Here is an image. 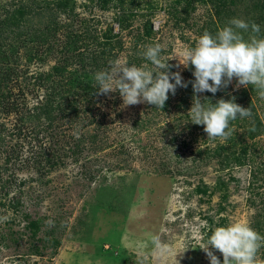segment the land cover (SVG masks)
<instances>
[{"label":"rangeland","instance_id":"obj_1","mask_svg":"<svg viewBox=\"0 0 264 264\" xmlns=\"http://www.w3.org/2000/svg\"><path fill=\"white\" fill-rule=\"evenodd\" d=\"M56 1L0 0L1 20L6 10L18 21L34 18L22 24L30 28L34 22L25 36L30 52L26 55L24 47L15 51L13 60L21 73L18 82L9 84L17 82L16 97L28 109L44 98L45 91L37 84L41 73L48 85L64 81L46 74L67 52L66 25L58 28L61 44L53 53L40 50L35 40L36 28L70 14L69 10L52 14L48 7ZM76 1L75 13L90 18L92 28H113L120 34L123 48L112 52H118L117 58L108 66L126 62L152 69L143 52L159 43L169 70L180 72L186 82L195 79L194 67L179 64L180 53L194 48L205 31L215 36L233 18L249 23L256 15L261 29L257 35L264 38V0H225L227 6L221 9L214 0H124L123 9L115 6L120 0H110L105 10L97 0ZM20 8L23 15H18ZM123 10L131 17L125 29L119 19ZM247 33L245 39L251 34ZM0 60L7 61L8 56ZM69 62L66 78L90 69H83L76 58ZM236 84L233 78L215 95L207 91L196 95L205 105L235 97L264 123V98L254 86ZM193 96L188 83L187 88L177 87L175 95L169 93L162 109L148 103L124 106L118 91L96 95L90 105L80 100L81 111L69 129L67 121L56 130V142L45 129L44 117L20 120V115L0 109V264H175V255L185 248L177 257L179 264H210L199 247L216 227L247 222L264 236V131L251 137L250 129L243 127L249 122L241 121L230 126L233 134L226 141L208 139L204 126L190 121ZM253 115L246 120H253ZM29 124L35 131L24 128L18 137V128ZM51 147L64 162L44 163L39 171L35 157ZM227 151L236 158L246 156L248 164L231 163ZM6 157L12 158L8 164ZM226 163L233 166L224 168ZM220 179L226 188L218 187ZM156 236L173 251L167 260L156 254ZM213 251L222 264V254ZM257 264H264V247L257 253Z\"/></svg>","mask_w":264,"mask_h":264},{"label":"clouds","instance_id":"obj_2","mask_svg":"<svg viewBox=\"0 0 264 264\" xmlns=\"http://www.w3.org/2000/svg\"><path fill=\"white\" fill-rule=\"evenodd\" d=\"M250 31L248 39L243 33ZM260 26L255 22L248 23L243 19L233 18L230 26L219 30L213 36L205 31L197 40L194 48L180 53L179 64L185 68L194 67L195 79L190 82L183 80L180 72L170 71V65L164 61L162 46L157 43L148 46L143 57L154 66L152 69L145 64L137 67L117 62L110 70H101L95 74L96 95H108L118 91L124 106L140 103L163 108L169 93L175 95L177 87L193 88V104L189 110L190 121L203 125L208 139L219 138L226 141L232 134L230 122L251 116V108H245L230 100L219 99L216 104L205 105L196 95L205 91L213 95L237 80L236 87L254 86L261 98H264V38L258 37ZM201 239V237H197ZM156 254L167 260L173 256L172 249L161 242L158 236L153 237ZM264 247V236L254 230L247 222H229L218 226L203 243L201 248L210 260V264H221L214 250L223 256L222 264H257V253ZM175 255V264H179Z\"/></svg>","mask_w":264,"mask_h":264},{"label":"trees","instance_id":"obj_3","mask_svg":"<svg viewBox=\"0 0 264 264\" xmlns=\"http://www.w3.org/2000/svg\"><path fill=\"white\" fill-rule=\"evenodd\" d=\"M91 1L93 2L94 0ZM109 2L110 0H97L96 4L97 6L105 10L108 8ZM213 2H216L218 9L227 6L225 0L222 1L214 0ZM231 2L233 3L235 2V0H231ZM76 3H77L76 0H58L54 2L53 6H50V8L48 7V9L54 10L52 14H55L57 11L60 10H64V11L69 10L70 14L66 15L65 18H63L62 20L55 21L54 24L46 22L43 27L40 26L43 29H39V27L36 29L34 28L35 32L37 31L39 32V35L36 36L35 39L38 41L40 45L39 49L40 50L43 49V52H45L46 54L55 52L58 49L57 47L59 46V44H61V41H59V36H57V31L59 30L58 28L63 26V24L66 25L65 33H67L68 36H67V47H65V50L67 52L64 56H62L60 65L54 66L53 69L48 74H46V76L49 75L50 76L55 75L56 77L62 76L64 78V81L63 82L54 81V84L48 85L46 84L47 82L44 78L45 75L41 73L43 77L41 76L37 78L38 79L37 84L39 85L40 89H43L45 91L44 98H40L39 101L36 102V104H34L33 108L30 109H28V107L25 106V104H21V102L18 99L19 96L16 97L17 94L14 90L15 87L18 86L17 78L21 73V69L18 68L17 66L18 64L15 60H13V58L14 59L16 58L15 55L17 49L19 48L20 50L21 47L26 48V50H24L26 55L29 54L30 42L27 45L28 41L26 37H29V34L31 33L30 30L34 26V22L32 21V26L30 28L27 27L23 28L22 24L25 25L26 24L25 20H28L29 22L31 20H34V18L32 19L22 18L20 19L21 21H18L15 20L14 17H12V15L9 14V11L7 10L4 20H1L0 18V23H1L0 24V57L8 56L7 61L0 60V109L5 114L16 113L20 115V120L21 119L23 120L24 117H30L31 120L37 119L38 117L39 118L44 117V119L46 120L45 129L46 131H50L48 132V135H50L53 138V141L55 142L58 141L59 139L58 137L59 131L56 130H58L59 127H62L64 124H66L67 121H68V129H69L70 121L72 122V120L76 119L74 117L75 113L81 111L80 108H78V106L81 105L80 100H83L85 103L87 102L89 105L90 103L94 104V101H97V98H94L96 97V92H97V89L95 88V83H96L94 79L95 74L101 70H110L111 66L108 65L110 64L111 61H116L118 54V52L117 53L116 52L112 53V52L122 46L120 34L114 33L113 28H107L104 30L94 29L91 26L90 18L81 15V13H75ZM124 4L125 1L120 0V4L115 6L122 7L123 9ZM21 8L17 11L18 15L24 14V11H22ZM30 11L32 12L31 8ZM119 19L121 22L120 24L121 25L123 24L122 29L127 28L129 25L128 20H131L130 12H125L123 10L122 14L120 13L119 15ZM248 20L249 23L250 22L258 23L256 20V15H251V17ZM9 28H11V31ZM42 31L44 32L41 33ZM40 34H42L45 38L40 37ZM246 34L248 33H243L244 37L246 36ZM52 36L53 38L50 40V37ZM47 38L50 41L46 42L47 43L46 45V43L43 42ZM34 55H36V51L34 52ZM70 57L76 58L78 64L82 66L83 69H87V68L90 69L85 70L82 73L79 72H77L76 74L69 73L67 74V78H66L64 72L66 71L68 65L70 64L69 62ZM91 73L92 74L95 73V74L91 75ZM14 80L17 81L15 85L9 86L10 82H13ZM68 83L71 84V86L69 85L70 86L69 88H68ZM243 95H247V93ZM13 96H15L16 99H14ZM225 98L226 97H224V99ZM205 102L207 103V100H205ZM235 102L238 104L236 100ZM88 109L87 110L83 109V110L84 112L89 113L90 111L88 112ZM27 110L29 111L28 114L24 115V111ZM251 115H253L252 112ZM253 118H254L253 120L248 121L246 120V117L241 119L238 116L236 120L230 122V126H232L233 124L241 123V121L249 122V124H245L243 125V127L244 129H250L249 132L252 135L251 137H253L256 134L257 135L261 134V132L264 131V123L262 122L261 118L255 114L253 115ZM31 127L35 131V127L30 124L25 126L21 125L17 130L18 137H21V135L25 133L24 128H28L30 131ZM36 139H38V137ZM214 150H218V149H214ZM56 155L57 154L53 152L52 147L45 148L43 153L36 155L35 159H37V161H35V164L41 166L39 171H41V169L44 167V163L45 165L51 163L52 166H55L56 164H58V162L60 163L63 157ZM225 155H227L226 156L227 160H229L230 158L231 163L232 160H234V162L236 163L235 165L248 164V160L246 156L243 157L241 156L239 158H236L235 156L229 155V151H227ZM9 157H6L7 164L10 163V161L12 160V158ZM62 160L64 162V159ZM231 166L233 165L230 163H226L225 166L223 167L226 168ZM218 185H219L218 187L226 188L227 183L225 182L224 179H220ZM203 190L207 191L206 188H203Z\"/></svg>","mask_w":264,"mask_h":264}]
</instances>
